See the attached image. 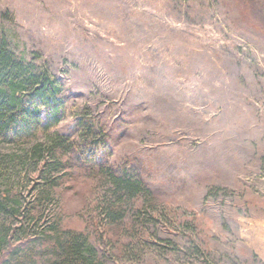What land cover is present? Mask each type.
I'll list each match as a JSON object with an SVG mask.
<instances>
[{
  "label": "rangeland",
  "instance_id": "374dc122",
  "mask_svg": "<svg viewBox=\"0 0 264 264\" xmlns=\"http://www.w3.org/2000/svg\"><path fill=\"white\" fill-rule=\"evenodd\" d=\"M260 1L0 0V38L63 86L53 133L80 138L82 120L105 136L99 159L137 160L153 192L111 222L105 178L68 162L51 186L44 165L21 161L37 139L0 142L14 207L0 246L71 229L104 264H264ZM39 254L30 264H51Z\"/></svg>",
  "mask_w": 264,
  "mask_h": 264
},
{
  "label": "trees",
  "instance_id": "16d2710c",
  "mask_svg": "<svg viewBox=\"0 0 264 264\" xmlns=\"http://www.w3.org/2000/svg\"><path fill=\"white\" fill-rule=\"evenodd\" d=\"M62 93V84L49 71L17 58L6 38H0V142L23 146L37 139L30 149L24 147L27 156H21V161L26 165V158L32 155L35 163L48 169L44 173L51 186L59 183L62 177L55 173L66 168L68 162L105 178L111 187L104 211L111 222H117L124 217L122 208L131 199L139 194H153L151 183L145 180L137 160L111 164L99 159L101 147H107L105 136L93 134L82 120L74 123L75 128L82 130L80 138L53 133L66 115ZM8 198L0 193V213L14 210ZM36 252L41 253L40 257L46 255L51 264H104L87 236L71 229L20 239L5 248L0 246V264H30Z\"/></svg>",
  "mask_w": 264,
  "mask_h": 264
}]
</instances>
